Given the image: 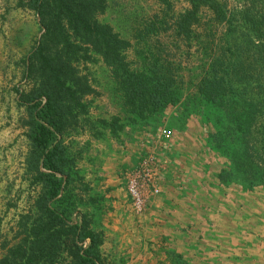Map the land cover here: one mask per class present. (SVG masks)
<instances>
[{"label":"trees","instance_id":"trees-1","mask_svg":"<svg viewBox=\"0 0 264 264\" xmlns=\"http://www.w3.org/2000/svg\"><path fill=\"white\" fill-rule=\"evenodd\" d=\"M249 1L236 16L218 0H156L160 12L143 21L131 42L100 21L107 0H18L19 7L33 11L39 31L22 59V79L31 88H14L16 105L25 113V175L32 177L35 196L17 217L15 241L0 229V264L105 262L102 234L93 215L81 209L87 187L65 143L91 126L85 97L95 91L85 65L95 56L108 69L123 111L145 120L177 104L182 63L190 61L193 47L203 45L208 58L197 92L207 106L219 109L226 131L247 125L254 102L240 96L253 75L264 86V16ZM178 2L186 6L175 11ZM99 122L114 136L122 128L117 116L110 124ZM244 144L232 169H221L215 179L222 184L233 179L251 191L264 185V149L255 140Z\"/></svg>","mask_w":264,"mask_h":264},{"label":"rangeland","instance_id":"rangeland-1","mask_svg":"<svg viewBox=\"0 0 264 264\" xmlns=\"http://www.w3.org/2000/svg\"><path fill=\"white\" fill-rule=\"evenodd\" d=\"M218 1L236 16L251 4L249 0ZM107 4L105 13L99 16L100 21L110 24L116 33L131 42L135 32L142 28L143 21L161 10L156 0H107ZM185 6L178 2L175 11ZM253 6L264 16V0H254ZM38 36L33 11L19 7L18 0H0V229L9 242L15 241L13 234L18 215L28 210L35 196L32 177L25 175L28 151V141L24 135L25 113L16 105L14 88L18 86L25 92L31 88V84L22 79V59ZM197 48L191 49L190 61L182 63L180 75L184 83L180 86L177 104L145 120L123 111L119 95L115 92V83L100 58L95 56V62L85 65L89 83L95 91V94L85 97L91 126H86L79 136L73 134L65 139L69 152L76 157V170L87 187V191L82 193L86 202L80 206L83 211L93 215L97 228H103V224L110 221L115 224L114 228L126 224L129 230L123 227V233H131L132 226L137 229L139 224L143 225L142 232L145 224L149 226L152 222L146 210L144 218H136L144 213L132 215L129 201L124 197V181L120 171L116 169L114 172L113 169L116 165L111 158L118 153L107 146L106 137L111 134L110 127L99 120L110 124L112 117L117 116L122 126L118 133L140 128L154 138L153 142L158 138L159 143L165 144L163 146L176 147V150L163 154L165 163L160 164V175L169 168L170 159L177 160L179 157L181 168L182 164L185 165L186 176L178 185V192L188 185L192 195L186 200H192L193 207L183 205V196L174 195L176 187L171 186L163 199L172 201L170 213L176 214L179 210L178 216L184 213V217L180 218L188 222L203 220L200 248L206 256L211 252L210 256L214 257H208L207 261L203 255L204 260H200V263L264 264V185H256L247 191L233 179L226 184L215 179L221 169H232V161L239 157L246 145L244 142L253 146L255 140V147L260 151L264 149V86L259 87V81L253 75V79L246 84L247 93L240 96L254 102L253 111L246 118L250 117L251 120L244 122L247 125L242 126L241 132H233V126L226 127L233 128L226 131L223 119H218L219 109L207 106L197 92L201 69L208 58V50L203 45ZM83 67L80 66L81 69ZM94 131L101 135L94 137L97 134ZM129 171L124 172L125 178ZM198 175L202 178H198ZM160 194L159 189L152 198L156 199ZM206 221L217 222L218 228L213 231L205 229ZM111 237L113 239L114 234ZM108 238L104 251H101L104 264H128L135 250L132 236L130 239L125 237L123 243L116 245Z\"/></svg>","mask_w":264,"mask_h":264},{"label":"crops","instance_id":"crops-1","mask_svg":"<svg viewBox=\"0 0 264 264\" xmlns=\"http://www.w3.org/2000/svg\"><path fill=\"white\" fill-rule=\"evenodd\" d=\"M153 139L154 138L150 136V134L140 128H138L137 131L130 129V131H126L124 134L122 132L117 133L116 136L110 134L106 137L107 146L115 151V153H118L111 158V160H113L116 165L113 168L114 172L116 169L120 171V176L124 181V197L128 199L129 204L130 199L126 192V178L124 172L127 169L131 170L135 168L140 159L149 153H153L160 163H165L163 154L176 150V147H172L171 149L170 147L163 146L165 144L163 142L159 143L158 138L155 142H153ZM180 161L179 157H177V160L170 159L169 168L166 167L168 168L167 171H163L162 175H160L161 172L159 171L156 185L159 186L158 188L161 190V194L160 197L158 196L156 199L152 197L149 198L146 211L148 215L152 217V222L150 221L149 226L145 224V229L142 230V232L140 231L143 229V225L139 223L137 229L132 226L131 233L126 232L129 228L126 224L124 225L123 222V226L115 228V224L110 221H106L103 224L105 228L103 225H100L103 228H97L95 226L98 229L96 231H100L102 234V252L104 251L106 242L109 240L108 237L111 238V243L116 245L120 242L123 243L125 237L126 239L129 237L130 239L132 236V245H134L135 250L128 264H201L200 260H204L202 256L205 255L200 248V243L203 241V239L200 238L202 237V228H204L203 220L188 222L184 220V218H180L181 216L184 217V213L178 216L179 210L176 211V214L170 213V203L172 201L163 199L164 195L166 196V191H168L171 186L176 187L174 189V195L176 197L183 196V205L193 207L192 200H186L192 195L190 188H188L189 186L184 185L178 192V185L182 180L184 181L186 176L185 165L182 164L183 167L181 168ZM114 164H112L111 168ZM173 170H178V172L176 173ZM175 201H177V199ZM146 211L142 216H136L134 212H132V215H135L138 220L140 217H145ZM185 211L186 209L183 210V212ZM186 217L188 216L186 215ZM205 225V229H209L210 231L218 228L217 222L206 221ZM123 227L126 229L124 233L122 232ZM111 234H114L113 239ZM210 253L211 252H208V256L205 255L207 261L208 257H214L210 256ZM216 259L217 258H214V260ZM210 261H212V259H210ZM206 264L210 263L207 262Z\"/></svg>","mask_w":264,"mask_h":264},{"label":"built area","instance_id":"built-area-1","mask_svg":"<svg viewBox=\"0 0 264 264\" xmlns=\"http://www.w3.org/2000/svg\"><path fill=\"white\" fill-rule=\"evenodd\" d=\"M160 164L155 155L149 153L126 175V192L136 215H142L147 208L148 199L159 192L155 181L161 169Z\"/></svg>","mask_w":264,"mask_h":264}]
</instances>
